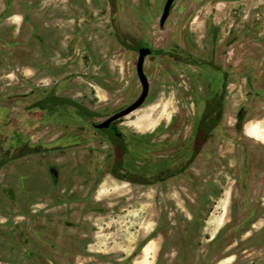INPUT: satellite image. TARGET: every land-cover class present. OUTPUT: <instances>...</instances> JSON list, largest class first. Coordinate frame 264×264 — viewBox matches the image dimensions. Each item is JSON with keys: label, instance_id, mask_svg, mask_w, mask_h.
<instances>
[{"label": "rangeland", "instance_id": "rangeland-1", "mask_svg": "<svg viewBox=\"0 0 264 264\" xmlns=\"http://www.w3.org/2000/svg\"><path fill=\"white\" fill-rule=\"evenodd\" d=\"M166 2L0 0V264H264V0Z\"/></svg>", "mask_w": 264, "mask_h": 264}, {"label": "water", "instance_id": "water-1", "mask_svg": "<svg viewBox=\"0 0 264 264\" xmlns=\"http://www.w3.org/2000/svg\"><path fill=\"white\" fill-rule=\"evenodd\" d=\"M176 1H178V0H167L165 7H164L163 15L161 17V22H160L161 27H163L165 25L166 21L168 20V18L170 16L171 9H172V7ZM151 54H152V50L148 47H143L139 51V58H138V63H137V74H138V77H139L141 85H142V93H141L140 97L131 106H129L126 109H124V110L114 114L113 116L109 117L103 123L95 125V127L97 129L107 130V129L111 128L112 124H114L117 121L123 119L124 117L130 115L131 113L140 109L144 105V103L148 97L149 91H150L149 82H148V79L144 73V64H145L146 58L148 56H150Z\"/></svg>", "mask_w": 264, "mask_h": 264}, {"label": "flooded vegetation", "instance_id": "flooded-vegetation-1", "mask_svg": "<svg viewBox=\"0 0 264 264\" xmlns=\"http://www.w3.org/2000/svg\"><path fill=\"white\" fill-rule=\"evenodd\" d=\"M143 47H147L146 45H141V47L139 48V51L143 48ZM148 48H150V47H148ZM151 49V48H150ZM152 50V49H151ZM152 53H153V51H152ZM133 130V129H132ZM104 131H107L110 135H112L114 138H117V139H123V135L119 132V130L116 128V125H115V123L114 124H112V126H111V128H109V129H107V130H104ZM134 131V130H133ZM134 132H136V131H134ZM207 135H208V133H206ZM183 167H181V169H182ZM180 169V170H181ZM166 174V173H165ZM26 211V209L24 208V209H22V211L20 212V214L21 213H23V212H25Z\"/></svg>", "mask_w": 264, "mask_h": 264}, {"label": "crops", "instance_id": "crops-1", "mask_svg": "<svg viewBox=\"0 0 264 264\" xmlns=\"http://www.w3.org/2000/svg\"><path fill=\"white\" fill-rule=\"evenodd\" d=\"M151 249H152V247H149V248L146 247L145 248V251H144L145 252V255L148 254V252H150Z\"/></svg>", "mask_w": 264, "mask_h": 264}, {"label": "trees", "instance_id": "trees-1", "mask_svg": "<svg viewBox=\"0 0 264 264\" xmlns=\"http://www.w3.org/2000/svg\"><path fill=\"white\" fill-rule=\"evenodd\" d=\"M60 102H63V103H65V104H68L67 102H65L64 100H60Z\"/></svg>", "mask_w": 264, "mask_h": 264}, {"label": "bare ground", "instance_id": "bare-ground-1", "mask_svg": "<svg viewBox=\"0 0 264 264\" xmlns=\"http://www.w3.org/2000/svg\"><path fill=\"white\" fill-rule=\"evenodd\" d=\"M254 134V133H253Z\"/></svg>", "mask_w": 264, "mask_h": 264}]
</instances>
